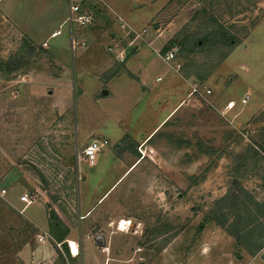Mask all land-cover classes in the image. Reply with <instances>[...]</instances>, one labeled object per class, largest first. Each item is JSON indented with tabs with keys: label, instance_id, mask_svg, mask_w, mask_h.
<instances>
[{
	"label": "rangeland",
	"instance_id": "1",
	"mask_svg": "<svg viewBox=\"0 0 264 264\" xmlns=\"http://www.w3.org/2000/svg\"><path fill=\"white\" fill-rule=\"evenodd\" d=\"M72 1L93 26L71 32L70 0H0V264H264V218L241 244L217 207L237 181L264 210V0Z\"/></svg>",
	"mask_w": 264,
	"mask_h": 264
},
{
	"label": "trees",
	"instance_id": "2",
	"mask_svg": "<svg viewBox=\"0 0 264 264\" xmlns=\"http://www.w3.org/2000/svg\"><path fill=\"white\" fill-rule=\"evenodd\" d=\"M225 36V32L223 29V39L226 41L228 40V44L233 45L232 38ZM171 48L177 45V43L172 42ZM181 46L185 52L192 53L194 48L199 46L197 44H194L193 47L189 45L188 40H184L181 43ZM35 53L33 49H30L29 54ZM26 59L24 57L17 56L16 58H11L7 62H2L1 66L6 71L12 72L19 70L23 67L24 63H26ZM263 145L257 144L250 146V151L253 153L255 152V149H262ZM253 157L252 159H254ZM243 160H246V158H243ZM245 195H247V192L242 188L241 184L237 181L233 183V187L226 193V195L223 197V199L217 204V207H219L221 204H223V209L227 211V213H223V222H220V226L223 228H227V225L229 223V226L227 228L228 231H230L231 235L237 239L239 243H243L246 240V236L254 231V226L257 223H261L260 219L264 218V210L263 207L259 206L258 212L252 214L251 208L244 203L243 198H245ZM257 205V204H256ZM229 216V217H227ZM227 217V218H225ZM233 217L232 221L229 222V218ZM49 231L53 238V240L59 244V245H66V241L68 239L69 230L66 228V226L63 224L61 219L59 218L58 214L55 210L51 209L49 212ZM262 234V233H261ZM261 238V236H260ZM262 249L261 245L256 246L254 248V253H258Z\"/></svg>",
	"mask_w": 264,
	"mask_h": 264
},
{
	"label": "built area",
	"instance_id": "3",
	"mask_svg": "<svg viewBox=\"0 0 264 264\" xmlns=\"http://www.w3.org/2000/svg\"><path fill=\"white\" fill-rule=\"evenodd\" d=\"M70 6H69V14L68 17L66 18V23H68L70 25L71 28V32L73 30L74 25H79L82 27H90L93 26L94 21H95V17L93 16V13L88 9L82 6V4L80 3H73L72 0H70L69 2ZM123 29H125L126 27L123 25L122 26ZM137 33V32H135ZM61 34L60 30L55 31L52 35L51 38H55L57 36H59ZM137 36H140L137 33ZM84 44V43H83ZM77 45H79V43H77L72 36V46L73 49L74 47H76ZM111 50H113L111 48ZM177 50L175 48H173L171 51H169L164 60L166 62H171L176 54ZM123 57V53L120 52L118 53V58L122 59ZM207 93L209 94L210 91H207ZM249 97H246L244 99H242V104L245 105L248 101ZM236 106L235 102H229L227 105V109H233ZM106 145H108V141L107 140H93L92 142H90V144L84 148V150L82 152H77L78 155V159L81 158V156H83V159L85 162H88L90 165H94L95 160H96V155L101 151V149L103 147H105ZM6 191L3 190L2 194H5ZM20 202L22 204H25L26 206H29L30 204H32V200L30 199L28 194H23L20 197ZM123 222L122 224H120V227H123ZM50 238V235L48 233H44L42 235H40L38 237V240L40 243H46ZM71 253H72V249H71V243L68 242ZM77 245V244H76ZM78 249V246H77ZM79 255V249H78V254L75 256L77 257Z\"/></svg>",
	"mask_w": 264,
	"mask_h": 264
},
{
	"label": "water",
	"instance_id": "4",
	"mask_svg": "<svg viewBox=\"0 0 264 264\" xmlns=\"http://www.w3.org/2000/svg\"><path fill=\"white\" fill-rule=\"evenodd\" d=\"M105 94H107V92H105ZM98 242V245L100 247H105V240H104V237L102 236L100 240H97Z\"/></svg>",
	"mask_w": 264,
	"mask_h": 264
},
{
	"label": "crops",
	"instance_id": "5",
	"mask_svg": "<svg viewBox=\"0 0 264 264\" xmlns=\"http://www.w3.org/2000/svg\"><path fill=\"white\" fill-rule=\"evenodd\" d=\"M82 1H83V0H82ZM103 1H104V0H103ZM104 3H106V2L104 1ZM65 20H66V19H65ZM64 22H65V21H64ZM109 192H110V191L108 190L107 193H106V195H107ZM106 195H105V196H106ZM91 208H92V207H91ZM89 212H90V211H87V213H89ZM87 213H86V214H87Z\"/></svg>",
	"mask_w": 264,
	"mask_h": 264
},
{
	"label": "bare ground",
	"instance_id": "6",
	"mask_svg": "<svg viewBox=\"0 0 264 264\" xmlns=\"http://www.w3.org/2000/svg\"><path fill=\"white\" fill-rule=\"evenodd\" d=\"M123 224H125V222H123ZM75 245H76V243H75ZM76 249H77V245H76ZM77 254H78V249H77Z\"/></svg>",
	"mask_w": 264,
	"mask_h": 264
}]
</instances>
